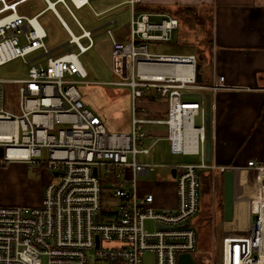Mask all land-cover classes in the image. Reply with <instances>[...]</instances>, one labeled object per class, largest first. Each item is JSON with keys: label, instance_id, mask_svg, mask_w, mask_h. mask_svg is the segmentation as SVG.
<instances>
[{"label": "built area", "instance_id": "obj_1", "mask_svg": "<svg viewBox=\"0 0 264 264\" xmlns=\"http://www.w3.org/2000/svg\"><path fill=\"white\" fill-rule=\"evenodd\" d=\"M93 1L81 0L78 5L70 0L75 9ZM148 1L129 0V4L134 8ZM20 3L10 2L0 9V14L10 11L0 17V67L18 59L27 66L25 78L0 80V147L4 149L0 164L44 167L52 178L41 205H0V264H147L149 256L152 264H178L181 254L193 256L199 236L191 220L201 208L200 172L217 168L203 159L200 164L161 165L170 174L176 172L177 197L174 208L161 209L156 195L142 193L139 184V178L155 173L159 164L137 159L139 154L151 153L152 146L144 147V126L149 124L168 126L169 150L175 156L192 153L196 142L191 140L190 128H195L203 145L206 142L205 126L194 123L200 107L204 108V95L193 91L205 89L197 83L196 56L155 55L145 44L169 41L179 21L166 16L153 23L149 14H140L133 19L129 44L115 41L112 31H107L122 77L107 84L128 87L134 105L145 88L154 89L168 104L163 121L138 118L135 106L131 132L111 134L78 89L89 77L80 56L92 47V33L83 29L62 0L83 34L75 41L64 24L71 39L65 50L53 54L39 22L45 11L20 14ZM83 39L88 41L86 46ZM174 66L187 70L174 72ZM5 84L18 86L19 115L3 109ZM221 87L216 84L212 89ZM248 167L257 176L253 193L237 202L247 209L249 224L242 233L237 227L227 228L230 222L224 221L223 264H264V163L250 161ZM218 171L226 172L225 168ZM147 221L154 223V232L145 229Z\"/></svg>", "mask_w": 264, "mask_h": 264}, {"label": "crops", "instance_id": "obj_2", "mask_svg": "<svg viewBox=\"0 0 264 264\" xmlns=\"http://www.w3.org/2000/svg\"><path fill=\"white\" fill-rule=\"evenodd\" d=\"M25 1L29 0H0V3L2 4L1 7L6 8L10 2H21L20 4H22ZM42 1L46 3L50 1L54 4L58 2L62 3V0ZM96 1L94 0L92 3ZM121 5L129 6L132 17L129 40L126 43L118 41L123 44H129L132 40L133 19L137 18L140 14H149L153 23H160L166 16L176 18L179 21V27L173 31V34L180 29V19L183 16L186 17L187 21L196 20V23L199 25H201V21L197 19H201V15L208 16L210 23L212 22V27H209V30L211 29L210 31H212L211 47L209 46L210 59L208 58L205 63L204 60H199L196 54H190L196 56L197 63L200 66L199 73L202 81L198 82L197 80V83L199 86L205 87V89H195L193 91L204 95V108L200 107V114L195 117V120L198 118L200 120L199 127L205 126L206 128L207 97H210L211 162L208 163L206 161V142L203 145L198 140L195 128H190L188 129V133L191 140L195 141L196 144H194L191 154L182 156L191 159L197 157L198 160L197 162L185 161L182 163L200 164L204 160L209 166L214 165L217 168L216 171L212 169L205 170L207 174H211V186L214 188L216 186L217 175L223 184V174L225 172L218 171L219 168H225L226 171L230 169L234 170V218L226 226L227 228H245L246 224H248L247 209L242 206L243 204L238 202L241 199H249L253 193L252 183L255 173L248 167V163L250 161L264 163V0H150L137 4L134 8L129 4V0H122L119 3L110 4L102 12L110 13ZM110 24L116 27L118 22L116 19H111L108 20L105 26ZM155 55H161V53H156ZM220 77L225 78L223 83H220ZM216 84L223 85L224 87L214 91L212 88ZM129 94L132 97L131 90H129ZM154 94V102L146 101L139 108L138 104L137 108H135L133 103V108H135L138 118L160 121L167 119V102L159 98L156 91ZM195 99L197 100L198 97L194 96L193 101H196ZM133 110L130 119L128 118L131 128ZM139 110H146L150 117H141L138 115ZM146 127H148L147 130ZM144 129L147 133L144 146H152L151 153L164 142L168 145L170 153L167 141L168 126L166 124H149L145 125ZM196 151H199V154H196ZM203 152L204 157L202 158ZM23 165L26 167L25 163L21 162L9 163L5 168L7 171L0 174V181H10L20 188L19 178L23 175V169L20 167H24ZM42 171L43 180L39 184L27 181V185L25 182L27 186L33 185L34 187H26L27 190L19 193L20 198L18 200H5L2 201L5 204L0 203V205H41L44 189L52 177L51 174L46 173V170ZM11 172L13 174H10ZM174 173L176 174L175 171L172 174L168 173L172 176L173 193L171 194V201H165L169 203L165 204L166 207L169 206L167 208H174L177 202L176 187L173 180V177H175ZM167 181L169 180L160 178L157 185L150 184V188L147 187L146 190H140L142 193L154 192L155 190L153 189L159 192V187L156 186L163 185ZM23 193H26V195L22 196ZM221 194L223 197V191ZM206 195H201V203L202 197ZM212 200L214 202V199ZM205 202L202 205L203 209L206 205Z\"/></svg>", "mask_w": 264, "mask_h": 264}, {"label": "rangeland", "instance_id": "obj_3", "mask_svg": "<svg viewBox=\"0 0 264 264\" xmlns=\"http://www.w3.org/2000/svg\"><path fill=\"white\" fill-rule=\"evenodd\" d=\"M120 1L122 0H97L92 3L93 7L87 6L85 8L75 9L71 2L66 0V3L72 9L74 16L77 18L83 29L86 32H91L93 37L92 47L80 56V60L88 72L89 77L85 80L87 83L78 85V89L83 97L84 103L87 104L89 109L103 119L107 132L111 134H127L131 132V124L127 119H130L133 109V99L129 94L130 89L128 87L107 84L121 81L122 79L119 58L115 59L112 55V39L109 38L107 31H112V36L115 41L126 43L129 40L131 33L132 17L128 5H121L110 13L102 12V10L110 4L119 3ZM62 4L56 6V10L62 20L75 36L78 37L82 35V29L76 23L72 15L65 9V5L63 6ZM1 6L2 4L0 3V7ZM45 6V2L42 0H29L20 4L17 7V11L27 16H34L43 11ZM5 14L0 15V17ZM111 19L117 20L118 25L116 27L112 24L105 26L108 23V20ZM197 20L201 21V25L197 24L196 20L187 21L186 17L183 16L180 19V29L178 32L172 34L169 41L146 42L145 44L149 46L150 52L154 54L173 53L174 55H190L193 53L199 57V60H204L206 63L208 58L210 59L209 46L211 47L212 31H210L211 29L209 30V27H212V22L210 23L208 16L205 17L203 15H201V19L199 18ZM39 22L47 32L48 37L45 42L48 49L53 51V54H58L65 50V45L70 41V35L63 27L56 14L53 11H46L40 18ZM82 43L86 46L88 41L83 39ZM69 48L74 52H78L75 45H69ZM30 59L31 57H28V60ZM26 76L27 66L22 59L15 60L0 67V80H18L25 78ZM17 92V85H4L3 109L19 115L20 110ZM136 101L138 108L144 104V101L141 99H137ZM139 111L138 115L141 117H150L146 110ZM199 125L200 120L198 118L195 120V126L199 127ZM147 128L148 127H146V130ZM146 145L148 144L146 143ZM144 147L139 146L140 149ZM137 159L143 163H150L152 165L159 164L155 173L148 177L139 178L141 190H146L150 184L157 185L160 178L169 180L163 185L156 186L159 187V192L156 189H153L155 190L154 192L151 191L156 195L157 208L161 209L169 207H166L165 204L169 203L165 201H171L172 199L171 194L173 193V183L167 169L160 166H171L185 161L197 162L198 160L197 157L191 159L186 156H175L170 154L168 151V145L165 144V142L161 143L149 155L139 154ZM8 165V163L6 165L0 164V174L7 171L5 168ZM25 165L26 167L24 165V167H20L23 169V175L19 178L20 188L10 181H0V203L5 204L2 202L5 200H18L20 198L19 193L27 190L26 187H34L33 185L27 186V181L39 184L43 180L42 170H46V173H49L52 176V172L47 168H34L30 167V165ZM10 174L13 173L11 172ZM255 177L257 178L256 175ZM209 190L206 192L207 195L202 197L201 203V209H203V202L206 201L204 211L207 213L210 212L212 207V199H214L215 196H220L223 191V184L218 175L215 188L211 186V189ZM25 195L26 193L22 194V196ZM199 216L200 215L198 214L193 220H191L192 225H195ZM224 228L225 225L222 215V217H213L210 224L206 226V230L200 232V238H198L197 241V251L193 253L196 264H223V261H225ZM145 229L149 232H154V223L152 221H147L145 223ZM238 230L244 232L246 228H238ZM147 264H152V256L148 257Z\"/></svg>", "mask_w": 264, "mask_h": 264}, {"label": "water", "instance_id": "obj_4", "mask_svg": "<svg viewBox=\"0 0 264 264\" xmlns=\"http://www.w3.org/2000/svg\"><path fill=\"white\" fill-rule=\"evenodd\" d=\"M48 3V7L51 8V5ZM55 14L59 18V20L62 22V25L64 26V21L60 17V15L55 11ZM200 66H197V80L198 82L202 81L201 75L199 73ZM210 115H211V109H210V97H207V122H206V161L208 163L211 162V156H212V142H211V131H210ZM4 155V149L0 147V159ZM175 174V173H174ZM223 201H224V214L223 219L225 222H231L234 218V193H235V173L234 170L230 169L227 170L223 174ZM185 227L188 226V224L184 225ZM178 264H196V261L194 257L189 254H181L179 256Z\"/></svg>", "mask_w": 264, "mask_h": 264}, {"label": "trees", "instance_id": "obj_5", "mask_svg": "<svg viewBox=\"0 0 264 264\" xmlns=\"http://www.w3.org/2000/svg\"><path fill=\"white\" fill-rule=\"evenodd\" d=\"M66 1V0H65ZM70 1V0H69ZM59 4H62V3H60V2H58L57 4H56V6L57 5H59ZM45 8H44V10L43 11H49V10H51V9H48L47 10V8H48V4L45 2ZM63 6H64V4H62ZM65 7V6H64ZM65 9H66V7H65ZM67 10V9H66ZM52 11V10H51ZM190 11V10H189ZM44 12V13H45ZM44 13H43V15H44ZM190 14V13H189ZM42 15V16H43ZM41 16V17H42ZM71 39V38H70ZM154 92H155V90L154 89H151V88H145L144 89V95L141 97V98H139V100L141 99V100H143L144 102H154L155 101V94H154ZM135 106H136V108H137V101H136V103H135ZM105 119H106V117H105ZM128 120V119H127ZM200 182H201V195H203V194H207L206 192L209 190V189H211V174H207L206 172H205V170H202L201 172H200ZM209 192H210V190H209ZM209 213V214H208ZM206 212V211H204L203 209H200V212H199V219L195 222V228H196V230H197V232H198V236H199V238H200V232H202V231H205L206 230V226L207 225H209L210 224V222L212 221V214H211V211L210 212Z\"/></svg>", "mask_w": 264, "mask_h": 264}, {"label": "flooded vegetation", "instance_id": "obj_6", "mask_svg": "<svg viewBox=\"0 0 264 264\" xmlns=\"http://www.w3.org/2000/svg\"><path fill=\"white\" fill-rule=\"evenodd\" d=\"M221 210L223 211V213ZM210 211L212 214V219H213V217H217V216L222 217V215L224 214V201H223L222 194L218 197L215 196L214 202L212 204Z\"/></svg>", "mask_w": 264, "mask_h": 264}, {"label": "bare ground", "instance_id": "obj_7", "mask_svg": "<svg viewBox=\"0 0 264 264\" xmlns=\"http://www.w3.org/2000/svg\"><path fill=\"white\" fill-rule=\"evenodd\" d=\"M76 2H77V4L78 5H81V0H76ZM49 3H50V5H51V8H49V9H51L54 13H55V11L58 13V11L56 10V7H55V4L53 3V2H50L49 1ZM59 14V13H58ZM57 16V15H56ZM58 18V17H57ZM77 40V36H75V41ZM187 70V68L186 67H179V66H174L173 67V71L174 72H184V71H186ZM11 153V152H10ZM249 216H248V224H249Z\"/></svg>", "mask_w": 264, "mask_h": 264}]
</instances>
